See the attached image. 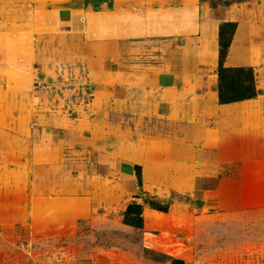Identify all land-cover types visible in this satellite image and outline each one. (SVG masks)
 <instances>
[{"label":"crops","instance_id":"obj_1","mask_svg":"<svg viewBox=\"0 0 264 264\" xmlns=\"http://www.w3.org/2000/svg\"><path fill=\"white\" fill-rule=\"evenodd\" d=\"M96 1L0 0L3 238L15 239L22 233L70 237L77 232L78 221L93 218L95 195L76 194L74 185L72 137L80 133L63 129L62 141H44L38 127L32 126L35 68L64 64L83 68L95 88L90 105H104L102 112L91 115L134 113L143 118L162 115L165 108L167 116L176 119L196 104L199 114L217 112L223 128H231L221 116L227 107H239L234 116L241 123L253 127L259 122L250 110L256 99L220 105L217 85L209 92L203 71L218 66L219 27L224 22L236 25L225 66H263L264 0L229 4L224 18L206 0ZM150 142L117 145L114 155L87 150L85 159L91 164L114 170L112 192L99 194L107 210L125 197L123 193L138 190L135 165L140 167L142 190L170 178L168 159L156 154L169 146Z\"/></svg>","mask_w":264,"mask_h":264},{"label":"rangeland","instance_id":"obj_2","mask_svg":"<svg viewBox=\"0 0 264 264\" xmlns=\"http://www.w3.org/2000/svg\"><path fill=\"white\" fill-rule=\"evenodd\" d=\"M206 1L224 18L229 4L247 0ZM245 68L252 70L259 89L250 108L259 122L253 127L241 123L234 116L239 107H227L221 116L231 117L224 119L231 122L228 129L219 126L217 112L199 114L196 104L176 119H170L165 108L162 115L143 118L134 113L91 115L102 112L104 105H90L95 88L83 68L68 64L35 68L32 126L38 127L44 141H62L63 129L80 133L72 137L74 185L76 194L95 195L93 218L78 221L77 232L70 237L0 235V264H173L174 260L264 264V64ZM217 71L218 66L203 71L209 92L218 85ZM150 141L169 146L156 154L168 159L170 178L153 183L149 191L136 188L132 194L123 193L125 197L107 210L99 194L112 192L116 176L107 166L87 161V150L114 155L117 145L143 146ZM144 199L171 200V204L166 213L157 212ZM132 202L141 205L142 228L124 224L123 213Z\"/></svg>","mask_w":264,"mask_h":264},{"label":"trees","instance_id":"obj_3","mask_svg":"<svg viewBox=\"0 0 264 264\" xmlns=\"http://www.w3.org/2000/svg\"><path fill=\"white\" fill-rule=\"evenodd\" d=\"M100 1V0H99ZM236 25L233 22H224L219 27V63L217 94L220 104L254 99L259 90L256 89L252 70L245 67H225L224 59L227 54ZM229 33L225 38V34ZM137 187L141 189V175L139 167H135ZM144 203L151 209L166 213L171 200L144 199ZM124 224L134 228H142L141 205L130 203L123 213ZM173 264H182L174 260Z\"/></svg>","mask_w":264,"mask_h":264}]
</instances>
